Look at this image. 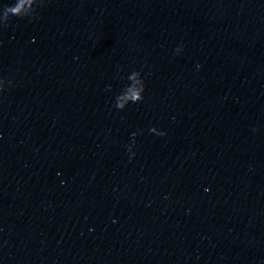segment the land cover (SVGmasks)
Masks as SVG:
<instances>
[{
    "label": "clouds",
    "instance_id": "obj_1",
    "mask_svg": "<svg viewBox=\"0 0 264 264\" xmlns=\"http://www.w3.org/2000/svg\"><path fill=\"white\" fill-rule=\"evenodd\" d=\"M37 0H13L10 5H5L0 8V22L7 24L12 17L26 18L31 17L36 12ZM145 85L142 83L140 87L135 84L126 85L123 95H118L116 99L120 101L115 104V107L122 109L124 107L123 101L131 100L133 103L140 102L143 99V92ZM2 91V90H0Z\"/></svg>",
    "mask_w": 264,
    "mask_h": 264
}]
</instances>
